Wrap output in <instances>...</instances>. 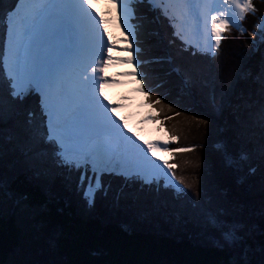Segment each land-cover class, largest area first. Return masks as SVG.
<instances>
[{"label":"snow or ice","instance_id":"obj_1","mask_svg":"<svg viewBox=\"0 0 264 264\" xmlns=\"http://www.w3.org/2000/svg\"><path fill=\"white\" fill-rule=\"evenodd\" d=\"M137 2L164 18L174 37L168 40L170 45L179 41L177 47L191 52L193 57L200 52L210 58L214 56L224 33L231 27H239L238 22L248 13L257 11L253 0H107L116 9L117 23L125 34L126 46L116 50L128 55L118 58L112 55L114 45L104 31L103 17L92 10L89 0H11L10 6L0 12V75L3 77L0 81V264H66L59 258V234L48 226L51 182L57 173L77 172L78 187L87 177L84 200L89 209L95 206L98 192L107 194L105 177L121 178L123 187L129 189L126 195L147 209L145 215L160 214L162 206L141 202L137 193L146 192L154 184L159 190L160 177L165 189L177 194L178 201L187 198L185 189L194 188L196 201L191 203L192 208L203 212L205 199L212 203L211 198H206L202 174L185 182L174 175L175 163L165 162L161 167L154 162L160 159L158 151H168L171 156L175 152H192L194 147L169 150L166 145L143 140L117 114L120 105L106 98V87L119 82L105 75V70L118 60L131 66L123 75L133 78L137 91L148 98L149 107L161 105L163 99L151 95L153 87L142 67L158 63L162 58L152 55L149 47H141L131 24L136 19ZM255 28L259 31L248 34L253 37L249 41L252 53L258 50V40L264 42V22ZM251 78L254 87L236 106L234 123L229 128L233 143L243 141L252 145V149L233 154L227 140H223L221 171L235 174L246 164L249 173L259 168V241L255 239L257 225L246 221L238 212L244 207L239 202L242 197L218 201L214 213L205 212V227L216 234L209 247L229 255L226 260L208 264H264V56ZM234 84L235 79L229 91ZM29 96L37 100L39 124L34 123L32 111L24 112L21 119V105ZM224 106L221 99L217 111ZM197 123L207 125L209 121L198 119ZM171 139L178 138L172 135ZM251 159L256 164H251ZM19 175L34 184L36 192L31 198L28 193L11 188ZM219 191L227 196L226 187ZM6 206H9L7 212ZM170 207L165 219L179 217L181 205ZM55 211L60 213L62 209ZM9 214L16 216L17 231L6 260L4 225ZM38 239H43L42 246L37 245Z\"/></svg>","mask_w":264,"mask_h":264},{"label":"trees","instance_id":"obj_2","mask_svg":"<svg viewBox=\"0 0 264 264\" xmlns=\"http://www.w3.org/2000/svg\"><path fill=\"white\" fill-rule=\"evenodd\" d=\"M253 3L257 11L248 13L239 23V27H231L228 32L224 33L218 51L211 58L203 52L197 53L193 57L191 52H184L182 48L177 47L179 41L170 45L168 40L174 39V37L171 36V30L164 18L158 13L150 11L146 5L137 3L136 19L132 20L131 24L137 32L141 47H149L152 55L162 58L158 63L142 66L147 74L149 84L153 87L151 95L153 97L157 95L163 97L162 106L157 105L151 108L158 110V114L165 108V111H169L171 115L179 113L178 109L184 112L187 108L192 109L197 112L194 113L190 110V123L192 125H198L197 120L200 119L198 118L200 117L198 112L209 113L214 119L216 113L209 101V92L212 91L210 87L216 79L218 80L221 77V69H218L216 63L221 53L227 48L226 44L232 38H235V41L238 40L236 47L242 46V52H240L244 57V60H242L244 62L242 78H236L235 81L236 84L238 83L239 90L236 105L241 104V100L254 87L251 77L257 71L261 56H264L262 51L264 42L257 41L258 50L255 53L251 52V45L249 44V41L253 39L248 35L249 32L259 31L255 28V25L261 23V21L264 22V3H261L260 0H253ZM4 4L0 0V12L4 7L8 8L10 6L11 0H8L6 5ZM0 54H2V41H0ZM238 56L240 55L238 54ZM237 58L234 56V59ZM236 63L239 64L237 60ZM209 68H211V72L208 71ZM2 79L3 77L0 75V81ZM0 91H2V88H0ZM229 95L234 96L232 90ZM227 98L230 99L231 97ZM143 99L144 103L148 105V98L144 96ZM21 109V119L24 118V112L32 111L34 123H40L41 115L35 97H26ZM159 116L155 113L153 120H158ZM201 118L205 119L203 116ZM167 120L169 119L165 120L166 125ZM217 122L220 128L217 129L216 126H213L217 134L215 139L213 138L215 145L218 147L217 153L214 149H209L210 143L206 134L201 136L200 143H196L197 139H194V143L196 148H200L199 154L203 155L202 160L212 159L209 166L211 169L214 168L219 171L222 169V152L224 149L221 142L223 140H227L228 149L233 154L241 150L250 152L252 145L243 141L232 142L233 135L229 125L234 123V113L225 111ZM10 123L11 121L6 123L5 127H8ZM202 126L205 127V125ZM188 128L189 134L198 131L191 125H188ZM167 147L169 150L177 148L171 140H169ZM179 154V152L173 153L169 160V164L175 163L177 165V168L174 169L177 180L183 179L180 169L182 173L186 171L182 169L181 163L179 168L177 160ZM205 156H207L206 160ZM213 163L216 167L213 166ZM250 163L256 164V160L251 159ZM206 165L208 166L207 163ZM245 166L235 174L231 171L223 172L224 174L220 175L223 181L221 184L228 189L229 193L242 197L240 200L244 204L241 211L242 218L257 225L255 239L258 242L260 227L258 208L261 197V184L254 181L260 171L257 168L255 173H249L247 164ZM238 180H242V182L237 183ZM78 183L79 174L77 172H62L53 177L50 188L52 204L50 205L48 226L49 228H55L59 234V258L64 260L66 264H79L81 261H99L101 264H208L211 261L226 260L228 258L229 253L219 252L209 247L212 237L216 235L213 230L209 228L210 230L207 233L205 231L199 232L200 217H205V212L214 213L216 211L215 204H210L208 199H205L203 202L205 211L200 210L199 212L198 209L192 208L191 202H194L196 196L190 188L185 189L187 198L178 201L177 194L170 189H165L164 181L161 178L159 190L154 184L146 192L137 193L141 202L162 206L160 214L149 213L145 215L147 209L141 207L140 203L134 202L131 197L126 195L129 189L123 187V181L119 177L104 178L107 194L104 195L103 192H98L95 206L91 209L88 208L84 200V189L89 180L86 177L79 187ZM181 187L183 186L181 185ZM11 188L18 193H28L30 198L36 192L34 184L29 183L24 175L17 176L12 181ZM132 191L136 190L133 189ZM177 203L182 207L179 217L168 216L165 219L164 214L171 211L170 206ZM206 204H208V207ZM56 208L62 209V212L57 213ZM7 211H9V206H6ZM101 214L104 215L105 219ZM4 227V258L7 260L12 237L17 231L16 216L14 214L6 216ZM36 243L42 246L44 241L38 239ZM92 252H96L98 255L93 256L91 255Z\"/></svg>","mask_w":264,"mask_h":264},{"label":"rangeland","instance_id":"obj_3","mask_svg":"<svg viewBox=\"0 0 264 264\" xmlns=\"http://www.w3.org/2000/svg\"><path fill=\"white\" fill-rule=\"evenodd\" d=\"M1 1L5 3L4 5L8 3V0H1ZM89 3L91 5V8L94 9L93 11L98 15V17H103L104 31L108 33V39H110L114 45V50L112 52V55L118 58H126L128 55L126 52L116 50V49H122L126 46L124 43L125 34L122 32L121 27L117 23L116 9L112 8L107 3V0H89ZM6 8L7 7H4L1 10V12ZM234 39L235 38H232L228 41V43L226 44L227 48L220 55V58L216 64L218 69H221L222 72L221 77L218 78V80L216 79V81L210 87L212 91L209 92V101L211 107L214 108L216 115L214 116L213 119L212 115H210L209 113L198 112V114H200L198 115L200 116L198 118L202 119L201 117L203 116V118L208 119V121L210 120L209 123L205 125V127L200 124L192 125V123H190L191 111L197 113L192 109L187 108L185 112L179 111L178 109V112L180 114L175 116V115H171L169 111H165L166 110L165 108H163V111H161L162 113L159 112L158 114V110H154L153 108L148 107V105L144 103V99H143L144 96L137 91L138 86L135 84L133 78L126 77L123 75L124 72L131 70L130 65H122L119 63L118 60H115L105 70V75L119 82L117 85L106 87L105 89L106 98L109 99L112 103L120 105L117 114L121 117V119L125 120L130 131H135L143 140L147 142L158 143L162 147L165 145L167 146L169 140L173 141L171 139L172 135H175L178 138L176 141H173L177 148L194 147V151L187 153H180L178 155L177 160L179 162V168L181 163L182 169L184 171L186 170L185 171L186 173L185 172L182 173L180 169L181 176L185 182H190L192 181L193 178H199L202 174L206 197L211 198V201L214 204H216V202L218 201L222 202L224 199H228V200L232 199L233 196H238V195L233 194L231 192L230 193L227 192V196L225 197L224 195L221 194L219 189L225 187H223L221 184L223 183V181L220 175H223L224 173L221 172V170L219 171L217 170L218 171L217 172L214 168L211 169L209 164H211L212 159L211 160L209 159L208 161L202 160L203 155L199 154L200 148L199 149L196 148L194 139H197L196 143H200L202 140L201 136L205 134L208 135V141L210 143L208 147L210 150L214 149V151L216 152L218 147L215 145L214 139L217 134L215 133L216 129L214 130L213 126H216L217 129L220 128L217 121H219V119L223 116L225 111L234 113V110L237 106L236 104L238 100L236 98L237 95L239 94L238 85H237L238 83L236 84L235 82L234 86L231 88V90L234 93V96L229 95L231 93V91H229V85L234 79L236 81V78L238 79L242 78V74L244 71L242 69V66L244 65V62L242 60H244V57L243 54L241 55L242 46L240 45L239 47L238 46L236 47V45L238 44L237 43L238 40L235 41ZM262 51L264 54V49ZM238 54L240 56H238ZM234 56L238 58L234 59ZM236 60L238 61L239 64L236 63ZM227 97L229 98L231 97V98L228 99ZM221 99L225 101V106L223 110L217 111V107ZM196 104L198 103L196 102ZM199 105H201V103H199ZM155 113H157V115H160L159 116L160 118L158 120L156 119L153 120ZM166 115L168 117H171V119L167 120L168 126L165 124ZM188 125H191V127L195 128L198 131H194L193 133L189 134ZM190 130L192 131V129ZM198 145L202 146L200 144ZM157 155L160 157V159L159 161H154V162L159 163L161 167H163V164L165 162L169 163L171 156L169 155L168 151H163V150L158 151ZM206 159L207 156H205V160ZM205 162L208 164V166L206 165ZM214 167H216V165ZM161 178L163 179V177H160L159 179ZM260 179L261 177L259 174L256 176L255 181L254 180L253 181L260 183ZM190 189L193 190V193H195L194 188H190ZM195 201L196 198L194 202ZM206 206L208 207V204H206ZM196 209H198V211L200 212L199 208ZM227 210L230 211L229 208ZM241 211L242 209L238 210V212L242 215ZM102 216L104 217V215ZM200 219L201 220L199 221V232L205 231V233H207L210 229L205 227L206 218L204 216H201Z\"/></svg>","mask_w":264,"mask_h":264}]
</instances>
